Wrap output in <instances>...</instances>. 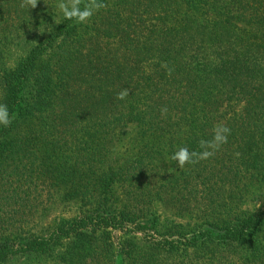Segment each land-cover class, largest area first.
<instances>
[{"label": "trees", "instance_id": "obj_1", "mask_svg": "<svg viewBox=\"0 0 264 264\" xmlns=\"http://www.w3.org/2000/svg\"><path fill=\"white\" fill-rule=\"evenodd\" d=\"M58 2L22 9L0 0V104L12 117L0 125V264L52 256L56 247L57 264H191L190 250L215 264H264V210H237L235 198L220 208L225 217L191 236L170 231L174 239L140 247L116 244L108 231L155 228L144 199L163 159L177 146L201 151L219 124L231 130L227 143L187 164L209 179L198 185L206 192L214 177L230 187L264 180V0H103L107 7L85 23L65 19ZM49 23L9 66L11 41ZM124 89L129 95L117 99ZM132 127L137 154L114 161L116 140ZM150 169L152 181L141 183ZM41 182L92 213L45 234L19 233L10 222L32 213ZM118 187L135 205L115 208Z\"/></svg>", "mask_w": 264, "mask_h": 264}, {"label": "rangeland", "instance_id": "obj_2", "mask_svg": "<svg viewBox=\"0 0 264 264\" xmlns=\"http://www.w3.org/2000/svg\"><path fill=\"white\" fill-rule=\"evenodd\" d=\"M20 1L14 0L17 3H21ZM54 20H56V17ZM31 22L32 18L29 26ZM40 26L38 27V24L31 26L34 30L31 32L29 40L26 38L27 41L24 42H19L16 39L11 41L5 57L9 66L12 67L26 56L30 47L44 38L51 29L50 23L42 28ZM28 41H30L29 44ZM180 147L177 146L174 151L176 152ZM139 148L140 144L136 129L133 127L126 129L123 135H120L116 140L113 148L114 161L120 160V162H124L134 157ZM185 170L187 172L186 175L184 174ZM157 171L158 177L155 175V170L151 171L150 169L147 172L149 178H141V183L144 181L150 183L152 181L150 180V175L151 178L155 175L153 177L155 178L154 183L151 189L149 188V191L146 192L144 200L151 202L148 215L150 219H157L156 227L149 228L145 232L135 231L131 224L121 229L111 230L110 228L108 231H110L111 238L116 244L127 245L128 242L135 241L141 247L145 243H155L163 238L172 240L181 235L191 236V233L198 230L201 226L214 222L219 217H225L224 213H222L224 210L220 208L225 209V206L232 205L233 198L239 204V207H236L234 203L237 210L242 209L248 212L264 210V180L258 184L248 183L247 186H244L247 183H240L238 187H230V183L227 180L215 179L214 177L211 178L212 180L210 179L211 189L205 192L203 186L198 185V183L208 182L207 176L196 177V172L191 173V169L187 167V164L183 168H179L178 163L172 161L170 156L163 159ZM34 188V210L32 213L27 217L19 215L15 218V223L10 222V225L16 224L19 233L45 234L50 230L49 226L74 220L86 211H90L87 212V215L92 213L91 204L83 207L80 200L68 199L65 196L64 189H57L50 184L42 182ZM129 189H131V186ZM210 192L213 194L210 195ZM115 194L117 199V205H114L115 208L132 203L123 188L118 187ZM139 199L142 200L140 196ZM170 231L171 234L175 235L174 238L169 234ZM101 233L100 231L97 235ZM58 254H60V249L56 247L52 256L37 258L35 256L20 255L7 260L3 264H57L56 258ZM188 262H191V264H215L206 253H199V256L195 257L192 250L189 251ZM170 263L173 264L172 262ZM224 264H230V262L227 261Z\"/></svg>", "mask_w": 264, "mask_h": 264}, {"label": "clouds", "instance_id": "obj_3", "mask_svg": "<svg viewBox=\"0 0 264 264\" xmlns=\"http://www.w3.org/2000/svg\"><path fill=\"white\" fill-rule=\"evenodd\" d=\"M39 0H21L20 7L36 9ZM82 0H59L57 10L62 13L67 20H74L76 23H85L101 9L107 7L103 0H86L83 7H81ZM170 74V73H169ZM129 95V90L124 89L117 94V99L123 100ZM166 113L167 109L161 110ZM12 117H10L7 105L0 104V125L8 127L11 124ZM231 130L219 124L213 128V137L211 140H200L199 148L201 151H190L187 147H180L171 156V160L178 163L179 168H183L186 164H196L200 161L208 160L214 156L219 148L227 143L228 136Z\"/></svg>", "mask_w": 264, "mask_h": 264}]
</instances>
